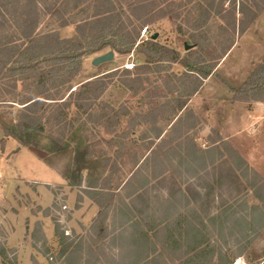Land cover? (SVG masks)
Here are the masks:
<instances>
[{
  "label": "rangeland",
  "instance_id": "374dc122",
  "mask_svg": "<svg viewBox=\"0 0 264 264\" xmlns=\"http://www.w3.org/2000/svg\"><path fill=\"white\" fill-rule=\"evenodd\" d=\"M113 1L117 11L123 13L128 29L134 28L139 32V42L157 34L153 41L178 52L181 58L189 51L185 50V46H192L190 26L198 17V6L210 10L206 53L212 56L214 65L218 64L219 59L216 58L221 57L223 49L238 39L237 48L233 49L219 69V73L222 71L228 79L234 77L239 80L247 75L248 78L255 67L253 62L263 57L264 20L248 33L247 38L246 33L243 35L238 28H244L253 12H259L264 0ZM36 2L37 7L34 8L33 0H0L1 44L15 43L21 48L27 44L28 40L21 34L31 26L35 15L36 34L55 33L62 39L74 38L75 25L72 23L89 17L94 11L93 4L86 5L80 0ZM139 3L149 13L136 19L131 16L132 6ZM159 10L167 12L165 18L158 17ZM233 15L236 16V31L233 30ZM64 21L68 22V26H63ZM147 28L146 34L142 35ZM179 29L186 34H179ZM109 51L111 49L106 48L82 59L80 71L70 85V91H73L74 87L91 81L103 83L105 90L97 93L92 100H87L79 97L82 92L87 94L88 90L79 88L70 100L71 106L61 109L64 116L61 125L56 123L60 117H57L55 105H50L44 111L45 132L38 134L51 139L65 138L77 128L78 133L76 137L73 135V139L83 142L82 168L83 176L88 175L87 182L89 180L90 185L96 183L95 186L102 187L107 179L114 185L129 180L130 187L116 193L92 224L87 218L85 224L75 227L73 231L67 223V200L59 199L56 207L52 206L41 213L48 217L53 228L62 236L42 243L43 233L34 224L33 240L16 247L17 244L11 243L8 237L13 229L9 216L17 205L27 206L28 202L24 196L13 201L14 191L9 192L6 183L0 185L3 193V196L0 195V251L4 253V257H0V264H132L135 256L130 252L131 245L123 241L132 230L126 229V226L117 229L121 215H129L126 194L140 190L146 180L150 183L145 185L149 191V204L153 206L152 212L159 208L160 200L172 190H182L191 202L197 193L200 194L199 202L189 208H198L202 204L213 216L215 225L205 219V223L209 224L205 237L210 238L213 247L210 249L212 258L209 259L207 255L208 264H225L216 259L218 252H225V249L232 264H264V228L258 229L252 239L240 240L239 245L229 234L231 229L239 237L247 235V226L239 218L252 220L260 214H252L249 208L257 207L264 213V92L255 98L258 101L251 98L243 100V97H236L232 92L233 98L231 90L222 83L224 80L220 73L215 79L222 90L206 88L203 102L193 105L194 110L200 113V120L180 108L186 98L182 92L190 84L189 79L181 76L184 69L180 64L163 65L160 72L152 65H149L151 71H135L136 67L146 65L148 60L143 54L133 51L128 55L114 53V61L96 67L92 65L93 58ZM130 64L134 67L126 73L124 66ZM136 73L140 80L133 84L132 89H126L122 82L136 77ZM35 85L33 78L17 80L0 71V141L25 137L27 140L23 141L27 143L32 139L33 128L20 122L23 112L20 104L32 97ZM239 87L237 85L234 89ZM65 95L66 92H62L57 98ZM85 104L91 105L85 109ZM19 124L22 129L17 127ZM219 154H222V158H219ZM41 155L44 156L42 152ZM237 156L244 159L247 168L244 164L237 169ZM202 158H206L207 163L211 160L215 163L206 172L195 176L202 166ZM250 184L255 186L258 195L249 189ZM258 197L263 200H258ZM174 198L176 200L178 196L174 195ZM85 202L82 206L90 214L88 207L91 206H88L87 200ZM139 205L137 201L138 208ZM31 210L39 211L40 208L34 205ZM179 210L181 214L186 211L183 207ZM102 217L106 219L104 226L109 230L105 239H101V230L96 226ZM188 218L191 219L190 216ZM63 234L68 236L67 240ZM163 238L161 234V240ZM177 242L180 246L163 252L162 260L165 263L158 260L155 264H182L188 246L186 241L179 238ZM239 249L242 256L236 259L232 254L238 253ZM79 255L81 259H78Z\"/></svg>",
  "mask_w": 264,
  "mask_h": 264
},
{
  "label": "trees",
  "instance_id": "16d2710c",
  "mask_svg": "<svg viewBox=\"0 0 264 264\" xmlns=\"http://www.w3.org/2000/svg\"><path fill=\"white\" fill-rule=\"evenodd\" d=\"M80 1L86 5L93 4L94 11L89 17L72 23V25H75L76 36L74 38L62 39L55 33L36 34L37 15H35L31 20V26L21 34L24 39L28 40L27 44L22 48L18 47L15 43L4 45L0 42V71H5L9 76L17 80L35 79L34 94L31 98L20 104L23 106L21 108L23 112L20 117V122L31 126L35 132H45L44 111L50 105H55L56 112H58L57 117H60L56 123L61 125L64 123V116L61 109H68L71 106L70 100L79 88L81 90H88L87 94L82 92L79 97V99L87 100H92L97 96V93L105 90L106 86L103 83L91 81L74 87L73 91H70V85L80 71L82 59L101 52L106 48H110L112 52L120 55H128L133 51V53L139 52L143 54L148 60V63L136 67L135 71H151L149 65H152L155 66L157 72H160L164 68L162 67L163 65L180 64L184 69V73L181 76L190 80L189 87H185V90L182 92L186 96L185 101L180 105L182 109L188 99L201 87L202 81L215 75L214 69L216 65L213 64L212 56L206 53V47L208 46L207 28L209 27L210 21V13L208 11L210 10H206L201 5L198 6L199 13L197 19L190 26L192 30L189 34V39L192 41V46L189 48L187 55L181 58L178 52L166 48L156 41H152L151 37L147 41L140 40L139 42V32L134 28L132 30L128 29L123 20V13L117 11L113 0ZM33 4L34 8H36V0H33ZM132 7L133 11L131 12V16L133 18L139 19L149 13L148 10L143 8L141 3L134 4ZM263 7L259 12H253L250 21H248L244 28L240 30L238 28L240 33L243 34L246 31L256 19L257 14L262 11ZM47 11H50V9H47ZM166 13V11L159 10L158 17L165 18ZM235 17L233 15L234 31L237 30L235 27ZM63 26H68V22L64 21ZM145 30L147 32L148 28ZM178 33L181 35L186 34L181 29L178 30ZM233 44L234 42L224 48L221 57L216 58V60L224 57ZM130 71L127 70L126 73ZM113 73H109L108 75ZM139 80L140 78L136 73V77L124 80L122 85L126 89H132L133 84ZM222 83L231 92L235 93L236 97L240 96L243 97V100L251 98L258 101L255 98L261 92H264V59L252 70L249 77L238 89H234L224 81ZM62 92H66V95L57 98ZM90 105L85 104L83 107L88 109ZM190 115L192 114L190 113ZM17 127L19 129L23 128L20 124ZM63 138L52 139L61 141ZM219 158H222V154H219ZM237 158L239 160L238 169L245 163L241 157L237 156ZM214 163V160L207 163L206 158H202V166L199 167V172H196L195 176L200 172H206L208 167L213 166ZM245 168H247L246 164ZM128 182L129 180H125L121 184L114 185L110 184L107 179L102 187H97L95 186L96 183H93L90 186V189H93L90 195L94 199L93 201L101 209H104L109 205L116 193H120L124 188L130 187ZM145 183L147 186L150 184L147 180ZM145 183L138 191L132 190L130 192L128 190L129 193L126 194V199H128L129 203L126 205V209L129 215H121V222L118 224L117 229L120 230L126 226L128 227L126 229L132 230L131 234L126 238H123L121 235L123 241L129 242L131 245L130 252L135 256L132 264H155L158 260H162L163 252L170 251V249L173 250L180 246L177 242L178 238L186 241L188 246L186 253L182 257V264H208V257L210 259L213 256L210 253V249L213 247L210 244V238L205 237V233L208 231L207 225H209L207 222L205 223V219L207 218L212 222L213 216H211L208 209L202 204L198 208L194 206L189 208L190 205L199 202L200 194L197 193V197L191 202L190 199L186 198L182 190H178L177 192L172 190L166 198L160 200L159 208L155 212H152L153 206L149 204V191ZM249 187L254 195H258L255 186L250 184ZM95 189L103 191L95 192ZM142 190L143 192L141 193ZM174 195L178 196V199L174 200ZM257 199L260 201L263 200L261 197ZM137 201L140 203L139 208L136 206ZM180 207L186 209V211L182 212L183 214L178 212L180 211ZM249 211L252 214L256 212L260 214L257 219L253 218L252 220H246L242 217L239 218L247 226V235L239 237V234L234 230L230 229L229 231L230 238L234 240L236 245H239L240 240L252 239L253 235L258 232V229L264 228V213H261L257 207L249 208ZM189 216L191 219L188 218ZM105 220L102 217L98 221V225H96L98 227L97 229L101 230V239H105L109 235L108 227L104 226ZM210 224L213 225L214 222ZM161 234L164 237L162 240ZM56 236H62V234L57 233ZM63 236L66 240L68 239V236L64 234ZM220 238L223 239L222 236ZM120 247L122 248V245ZM227 251L226 249L225 252L220 250L218 252L219 257L216 259H219L220 262H224L225 264H232L233 261H230L229 255L226 254ZM238 251V253L232 254L236 259L242 256V250L239 249ZM208 254L209 256L207 257ZM0 257H4L2 251H0ZM79 258L80 255L78 256ZM161 262L165 263L164 260Z\"/></svg>",
  "mask_w": 264,
  "mask_h": 264
},
{
  "label": "crops",
  "instance_id": "0c3cea01",
  "mask_svg": "<svg viewBox=\"0 0 264 264\" xmlns=\"http://www.w3.org/2000/svg\"><path fill=\"white\" fill-rule=\"evenodd\" d=\"M263 20L264 7L251 23L250 28H248L249 30L244 32L246 33V38L249 35L248 33L255 26H259ZM237 45L238 39L234 41L228 53L218 60V64L214 69L215 75L218 76L221 73L222 77H220L233 88L237 85L241 86L248 75L239 80L234 77L228 79L229 77L225 76L222 71L219 73V69L224 66L233 49L237 48ZM262 56L264 57V53ZM263 57L253 62L255 67L261 63ZM215 75L202 81L201 87L188 99L182 110H187L189 114L191 113L202 120L198 116L200 113L194 110L193 105H199L201 101L203 102L204 90L206 88L215 89L217 87V89L222 90L219 88V82L215 79ZM230 93L234 98L233 93ZM235 100L237 101V99ZM25 131L28 135V130L25 129ZM32 133V139L27 143L23 141V139L27 140L25 137H22V139L10 137L5 141L1 140L4 142L0 141V168L3 183H6L5 185H7L6 187L9 192L11 190L14 191L15 196H13V201L15 199L18 201L20 196H24L28 202L27 206L17 205V209L14 208L15 210L9 216L13 229L8 237L11 243L17 244L16 247L21 243L25 244L28 240H33L32 227L34 224L43 233L42 243L57 238V231L53 228L48 217H45L41 212L47 208L50 209L52 206L56 207L55 203L59 199L62 201L67 200V207L69 209L67 223L71 231L75 230V227L85 224L87 218L90 219L89 221L92 224L94 218L102 211L90 195L93 189H90L89 180V183L87 182V179H89L88 175L83 176V142L82 140L73 139V135L76 137L78 129L75 128L61 141L52 140L47 135L38 134L34 131ZM41 152L44 154L43 157ZM97 191L102 192L103 190L95 189V192ZM1 192L0 195L3 196ZM85 200L88 201V206H91L88 207L90 208V214L87 208L82 206L86 203ZM34 205L38 206L40 210L32 212L31 207Z\"/></svg>",
  "mask_w": 264,
  "mask_h": 264
},
{
  "label": "water",
  "instance_id": "95a60500",
  "mask_svg": "<svg viewBox=\"0 0 264 264\" xmlns=\"http://www.w3.org/2000/svg\"><path fill=\"white\" fill-rule=\"evenodd\" d=\"M157 37H158L157 34H154L151 36V40L152 41L156 40ZM188 49H189L188 46H185V50H188ZM113 60H114V52L109 51L103 55L93 58L92 65L96 67V66H99L107 62H112Z\"/></svg>",
  "mask_w": 264,
  "mask_h": 264
},
{
  "label": "built area",
  "instance_id": "2783aa9c",
  "mask_svg": "<svg viewBox=\"0 0 264 264\" xmlns=\"http://www.w3.org/2000/svg\"><path fill=\"white\" fill-rule=\"evenodd\" d=\"M146 34V30L144 29L143 32H142V35H145ZM134 67L133 64H130V65H125L124 66V69L125 70H132ZM0 185H3L4 186V183H3V177H2V174H1V169H0Z\"/></svg>",
  "mask_w": 264,
  "mask_h": 264
}]
</instances>
